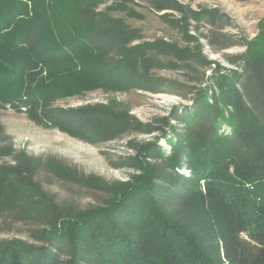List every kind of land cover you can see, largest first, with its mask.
<instances>
[{
  "label": "trees",
  "instance_id": "trees-1",
  "mask_svg": "<svg viewBox=\"0 0 264 264\" xmlns=\"http://www.w3.org/2000/svg\"><path fill=\"white\" fill-rule=\"evenodd\" d=\"M101 2L0 0V109L34 114L73 89L103 85L110 76L106 57L116 52L108 40L122 30L97 11ZM245 44L241 78L223 75L211 101L198 90L184 143L178 140L170 156L158 155L161 163L126 183L106 209L74 221L56 215L36 204L30 184L16 181L12 170L2 173L0 210L36 204L57 231L73 228L66 264H264V19ZM222 125L228 133L218 131ZM182 167L193 177L180 176L179 187L169 190V198L180 199L169 209L158 200L167 189L156 181L175 179L165 170ZM40 249L19 241L0 245V264H59Z\"/></svg>",
  "mask_w": 264,
  "mask_h": 264
},
{
  "label": "rangeland",
  "instance_id": "rangeland-1",
  "mask_svg": "<svg viewBox=\"0 0 264 264\" xmlns=\"http://www.w3.org/2000/svg\"><path fill=\"white\" fill-rule=\"evenodd\" d=\"M97 11L122 30L108 40L116 52L106 57L110 76L103 85L73 89L34 114L0 109V181L15 170V180L38 196L36 204L71 221L106 209L126 183L161 163L158 155L172 154L190 127L186 115L197 110L198 90L210 98L220 93L223 75L245 73V43L260 31L264 0H102ZM125 51L131 60H122ZM165 172L175 179L156 181L168 190L158 200L172 209L180 199L169 198V190L179 187L180 176H193L187 167ZM36 204L0 210V245L19 241L68 263L73 228L57 231Z\"/></svg>",
  "mask_w": 264,
  "mask_h": 264
}]
</instances>
